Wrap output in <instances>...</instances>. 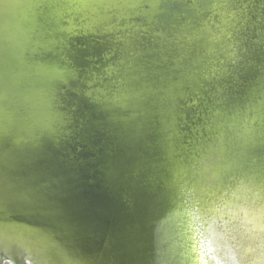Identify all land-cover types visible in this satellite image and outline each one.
Instances as JSON below:
<instances>
[{
    "label": "water",
    "instance_id": "1",
    "mask_svg": "<svg viewBox=\"0 0 264 264\" xmlns=\"http://www.w3.org/2000/svg\"><path fill=\"white\" fill-rule=\"evenodd\" d=\"M263 154L264 0H0V256L264 264Z\"/></svg>",
    "mask_w": 264,
    "mask_h": 264
},
{
    "label": "rangeland",
    "instance_id": "2",
    "mask_svg": "<svg viewBox=\"0 0 264 264\" xmlns=\"http://www.w3.org/2000/svg\"><path fill=\"white\" fill-rule=\"evenodd\" d=\"M209 121V120H208ZM194 123V122H192ZM191 123V124H192ZM209 124V123H208ZM202 133L205 132V130H201ZM188 132V137L186 138V140L183 142V146H184V150H186V170L188 171V177L194 179L197 177L196 171H200L202 170V159L205 157V153L206 151H209L210 147H211V140H210V136H208V134H200L199 136H195L194 133L190 132V129L187 130ZM197 134V132H196ZM211 134V133H209ZM198 135V134H197ZM194 137V138H193ZM199 139V140H198ZM202 153L204 155H202ZM192 155V156H189ZM251 159V158H250ZM253 161L251 162V164H247L243 163V167L242 170L238 172L237 175H235L232 178V181L234 182L236 178H241V177H247L248 178V183H251V179L253 177H255V181L256 180V176L258 175L257 172L259 173H263V169H264V154L257 156V157H253L252 158ZM246 175H250V177L246 176ZM188 180H191V179ZM258 183V182H257ZM261 184V183H260ZM259 184V185H260ZM264 184V183H263ZM253 219V217H252ZM262 229H260L259 231L263 234L262 236H264V223L262 224ZM241 238V236H240ZM243 240H239L240 246L239 248H241L242 246V242ZM264 255V253H263ZM18 263H22V264H28L29 261H27V259L25 257H20V255H17L16 259H14L13 257L8 258V257H3L0 256V264H18ZM239 264H243L242 261L239 262Z\"/></svg>",
    "mask_w": 264,
    "mask_h": 264
},
{
    "label": "bare ground",
    "instance_id": "3",
    "mask_svg": "<svg viewBox=\"0 0 264 264\" xmlns=\"http://www.w3.org/2000/svg\"><path fill=\"white\" fill-rule=\"evenodd\" d=\"M253 219L255 220V218L253 217Z\"/></svg>",
    "mask_w": 264,
    "mask_h": 264
}]
</instances>
